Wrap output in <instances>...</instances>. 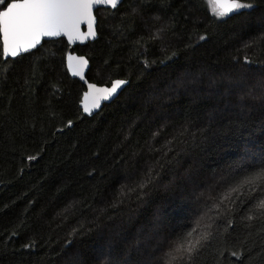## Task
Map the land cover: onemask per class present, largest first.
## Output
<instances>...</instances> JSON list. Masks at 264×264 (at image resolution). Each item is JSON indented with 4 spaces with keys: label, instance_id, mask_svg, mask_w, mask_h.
Returning a JSON list of instances; mask_svg holds the SVG:
<instances>
[{
    "label": "trees",
    "instance_id": "16d2710c",
    "mask_svg": "<svg viewBox=\"0 0 264 264\" xmlns=\"http://www.w3.org/2000/svg\"><path fill=\"white\" fill-rule=\"evenodd\" d=\"M240 2L97 10L73 52L128 85L92 116L64 38L5 59L0 36V264H186L188 232L196 264H264V184L242 185L264 171V0Z\"/></svg>",
    "mask_w": 264,
    "mask_h": 264
},
{
    "label": "snow or ice",
    "instance_id": "6c2138e0",
    "mask_svg": "<svg viewBox=\"0 0 264 264\" xmlns=\"http://www.w3.org/2000/svg\"><path fill=\"white\" fill-rule=\"evenodd\" d=\"M117 3L118 0H11V2L0 0V5H5L4 9L0 10V34L3 38L4 54L14 57L21 48L27 52L29 46L34 47L42 36H58L62 32L70 34L83 16L90 17L92 4L116 7ZM209 4L212 6L213 14L218 18L228 16L236 10L252 7L250 3H243L240 0H209ZM217 9L222 10L217 11ZM81 63L86 64L87 61L81 59ZM74 74L80 75L78 71ZM81 78L83 79L82 75ZM124 83V81H115L111 89H96L95 85H89V88L104 93L102 98L108 99ZM89 96H92L91 92ZM85 99L88 97L86 96ZM92 102L99 107L95 96H92ZM85 111H89L87 105H85ZM260 184H264V171L242 182V185L257 186ZM238 190L234 189V191ZM255 208L264 213V199H261ZM247 219L252 220L253 216L249 215ZM191 236L192 232H188L177 249L187 254L186 264H196L200 249L203 247L202 241L207 240V236H203L193 242L189 239Z\"/></svg>",
    "mask_w": 264,
    "mask_h": 264
},
{
    "label": "water",
    "instance_id": "95a60500",
    "mask_svg": "<svg viewBox=\"0 0 264 264\" xmlns=\"http://www.w3.org/2000/svg\"><path fill=\"white\" fill-rule=\"evenodd\" d=\"M123 1L124 0H118L116 7H112L111 5H105V4H92L91 10H90V17L88 15L83 16L80 19V22L76 25V27L70 32V34H65L64 32H62L58 36H42L40 37L39 43H37L34 47L29 46V50L27 52H25L23 48H21L19 53L13 57L11 55H5L3 51L4 58L5 59H16L20 56H23L25 54L35 51L36 49L41 47L43 43L46 41H55V40L64 38L69 46V50L66 55L67 70L73 79L80 80L87 87L86 92L83 95L82 100L80 102V108L85 115L92 116L96 114L97 112H99L105 104H109L113 102L121 94L124 88L128 85V81L122 80V79H115L109 85H97L94 83H90L86 77L89 71V68H90L89 60L87 59V57L80 56L77 53H74L73 51L77 45H86L89 42H94L98 38V31H97L98 18L96 16L97 10L103 9V8L116 9L123 3ZM236 11H239V10H236ZM90 23H91V27H89ZM0 36H1V41L3 45L2 34H0ZM70 36L71 38H69ZM81 59L84 61H87V63L82 64ZM77 71L80 73V75L74 74V72H77ZM81 75L83 76V79L81 78ZM118 80L124 81L125 83L121 85L119 88H117L116 93H114L108 99L102 98L104 93H101V92L95 91V89L89 88V85H95L96 89H111L115 81H118ZM90 92L92 93V96H95L98 99L99 107H96L93 104L92 96H89ZM86 96L88 97V99H85ZM85 105H87V108L89 109V111H85Z\"/></svg>",
    "mask_w": 264,
    "mask_h": 264
},
{
    "label": "rangeland",
    "instance_id": "374dc122",
    "mask_svg": "<svg viewBox=\"0 0 264 264\" xmlns=\"http://www.w3.org/2000/svg\"><path fill=\"white\" fill-rule=\"evenodd\" d=\"M207 1V4H208V6H209V9H211L212 10V6L209 4V0H206ZM217 11H221V9H217ZM217 17V16H216ZM226 17V16H225ZM224 18V17H223ZM147 64V63H146Z\"/></svg>",
    "mask_w": 264,
    "mask_h": 264
},
{
    "label": "flooded vegetation",
    "instance_id": "af4514ba",
    "mask_svg": "<svg viewBox=\"0 0 264 264\" xmlns=\"http://www.w3.org/2000/svg\"><path fill=\"white\" fill-rule=\"evenodd\" d=\"M230 14V13H229Z\"/></svg>",
    "mask_w": 264,
    "mask_h": 264
}]
</instances>
